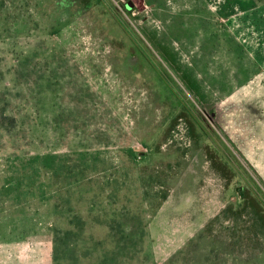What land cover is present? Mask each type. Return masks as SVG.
Segmentation results:
<instances>
[{
  "label": "rangeland",
  "instance_id": "374dc122",
  "mask_svg": "<svg viewBox=\"0 0 264 264\" xmlns=\"http://www.w3.org/2000/svg\"><path fill=\"white\" fill-rule=\"evenodd\" d=\"M0 176L53 264H264V0H0Z\"/></svg>",
  "mask_w": 264,
  "mask_h": 264
},
{
  "label": "crops",
  "instance_id": "0c3cea01",
  "mask_svg": "<svg viewBox=\"0 0 264 264\" xmlns=\"http://www.w3.org/2000/svg\"><path fill=\"white\" fill-rule=\"evenodd\" d=\"M10 183L0 176V264H53L52 236L37 241L31 235L30 230L37 228V214L26 211L29 208L20 200L6 198L13 188ZM22 207L24 213L16 211Z\"/></svg>",
  "mask_w": 264,
  "mask_h": 264
},
{
  "label": "trees",
  "instance_id": "16d2710c",
  "mask_svg": "<svg viewBox=\"0 0 264 264\" xmlns=\"http://www.w3.org/2000/svg\"><path fill=\"white\" fill-rule=\"evenodd\" d=\"M223 211L224 210H221L220 213ZM220 213L215 217L219 216ZM208 238L199 236L194 243L186 247L182 259L185 258L184 260H186L188 264H205L209 256L216 251H220L223 257H226V259L229 258L230 264H262L258 255L249 254V256H242L239 252H235L231 248H228L225 245V241H220L219 245H214ZM174 260L175 258L171 256L169 261Z\"/></svg>",
  "mask_w": 264,
  "mask_h": 264
},
{
  "label": "water",
  "instance_id": "95a60500",
  "mask_svg": "<svg viewBox=\"0 0 264 264\" xmlns=\"http://www.w3.org/2000/svg\"><path fill=\"white\" fill-rule=\"evenodd\" d=\"M128 3L130 4V6L132 5L130 2H128ZM140 153H141V154H143L144 152H143V151H141ZM237 189H238V188H237Z\"/></svg>",
  "mask_w": 264,
  "mask_h": 264
}]
</instances>
